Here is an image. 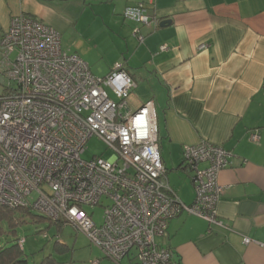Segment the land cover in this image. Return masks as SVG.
<instances>
[{"label":"built area","instance_id":"2783aa9c","mask_svg":"<svg viewBox=\"0 0 264 264\" xmlns=\"http://www.w3.org/2000/svg\"><path fill=\"white\" fill-rule=\"evenodd\" d=\"M122 15L144 25L153 20L146 2L125 6ZM134 87L123 62L94 75L61 47L55 28L13 15L0 30V206L28 207L61 221L115 263L132 253L138 264H177L157 239L182 212L223 226L218 174L231 152L205 140L182 145L194 192L184 203L165 180L152 102L129 104ZM92 136L109 147V158L82 159ZM250 137L257 140L258 132ZM98 205L103 212L95 224L85 208Z\"/></svg>","mask_w":264,"mask_h":264},{"label":"crops","instance_id":"0c3cea01","mask_svg":"<svg viewBox=\"0 0 264 264\" xmlns=\"http://www.w3.org/2000/svg\"><path fill=\"white\" fill-rule=\"evenodd\" d=\"M139 2H146L150 25L122 15ZM19 13L55 28L61 47L82 58L79 38L89 28L118 38L116 55L96 69L107 74L123 62L135 81L131 108L152 102L165 180L184 203L194 192L182 145L205 140L231 152L218 174L223 226L182 212L157 239L177 264H264V0H0V30ZM163 20L169 22L161 27ZM65 33L70 42L62 41ZM103 257L94 260L109 264ZM108 260L138 264L132 253Z\"/></svg>","mask_w":264,"mask_h":264},{"label":"rangeland","instance_id":"374dc122","mask_svg":"<svg viewBox=\"0 0 264 264\" xmlns=\"http://www.w3.org/2000/svg\"><path fill=\"white\" fill-rule=\"evenodd\" d=\"M111 33L115 34L116 31ZM79 39L84 42L86 49V57H80L88 63V67L94 75L104 76L105 73H101L96 68L105 69L109 61L108 58L116 55V46L119 47L118 38L111 39V34L103 28L91 27L89 31L82 32ZM62 41L70 42V34H63ZM111 155L112 152L109 147L99 137L92 136L87 140L81 157L85 160H90L93 157L107 159ZM186 173L188 176L191 174L187 171ZM85 209L92 212L94 223L99 224L103 207L98 205L94 208L86 207ZM31 210L37 213L35 210ZM25 218L27 219L26 222L15 225L13 229H9L6 223H1L4 232L0 235V247L15 242L17 238H24L22 250L28 264L36 263L48 254L53 255L59 264H91L96 256L101 257L99 251L91 246L83 233L76 234L68 225L58 228L56 225L50 224L45 218L35 217L33 220L29 216ZM55 242L65 244L67 246L65 251L57 252L54 247ZM101 260L102 263L113 264L106 257Z\"/></svg>","mask_w":264,"mask_h":264},{"label":"trees","instance_id":"16d2710c","mask_svg":"<svg viewBox=\"0 0 264 264\" xmlns=\"http://www.w3.org/2000/svg\"><path fill=\"white\" fill-rule=\"evenodd\" d=\"M27 216H29L31 220L35 217L42 219L45 218L50 224H54L58 228L62 227L61 221H52L39 213H34L31 208L23 206H17L14 208L0 206V235L4 232L1 223H6L9 229H13L15 225L26 222L27 219L25 217ZM18 239L19 238H17L15 242L0 247V264H28L22 247L18 244ZM55 243L54 247L57 252H63L67 248V246L61 242ZM32 264H59V262L53 255L48 254L43 256L40 261Z\"/></svg>","mask_w":264,"mask_h":264},{"label":"water","instance_id":"95a60500","mask_svg":"<svg viewBox=\"0 0 264 264\" xmlns=\"http://www.w3.org/2000/svg\"><path fill=\"white\" fill-rule=\"evenodd\" d=\"M168 22H169V21H167V20H163V21H161V22L159 23V26L163 27V26L167 25Z\"/></svg>","mask_w":264,"mask_h":264}]
</instances>
